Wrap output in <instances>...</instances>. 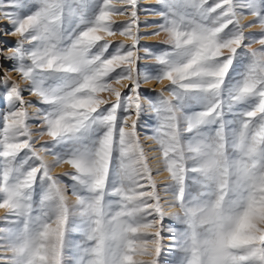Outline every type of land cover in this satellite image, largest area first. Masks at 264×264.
Masks as SVG:
<instances>
[{
	"label": "snow or ice",
	"instance_id": "obj_1",
	"mask_svg": "<svg viewBox=\"0 0 264 264\" xmlns=\"http://www.w3.org/2000/svg\"><path fill=\"white\" fill-rule=\"evenodd\" d=\"M156 2L0 0V264H264V0Z\"/></svg>",
	"mask_w": 264,
	"mask_h": 264
},
{
	"label": "rangeland",
	"instance_id": "obj_2",
	"mask_svg": "<svg viewBox=\"0 0 264 264\" xmlns=\"http://www.w3.org/2000/svg\"><path fill=\"white\" fill-rule=\"evenodd\" d=\"M140 5H141V9L144 8H157V2L156 0H140ZM115 19L117 20V22H125L127 20V17L125 16H117L115 17ZM158 17H154L151 15L146 14L143 10L140 12V21H141V35L142 36H147V34L151 31H153V29L151 28H147L144 26V22L147 21L148 23H152L154 21H157ZM244 23H247V21H243ZM0 30H9L10 31V25L8 24L7 21H1L0 20ZM259 29L258 28H253V29H249L248 33L246 34H258L259 33ZM16 38L12 37L10 35H2L0 34V45H3L4 47H11L12 45H14ZM114 40L116 41H123L125 44H131V41L128 40H124L123 37H115ZM163 41V37H156V36H151L148 37L146 39H142L140 41V45L142 47H149L151 49H158L160 47H163L162 44ZM256 47H259V45H256ZM143 55V53H141ZM143 63L141 64V67H143ZM0 64H3V68L0 69V76H2L4 74V69H11L12 68V61H7V60H3L2 58H0ZM10 80H15L18 83H21V86L23 87V82L20 81V78L18 77V75L15 72H9L8 73ZM163 87L162 85H159L157 83H149L146 85H143L142 87V92L147 95V96H155L159 91L160 88ZM151 89V91H149ZM4 89L2 87H0V112H2L5 108V103L2 99V93H3ZM25 97L27 99H30L33 103H36V98L35 97H30L28 95V93H25ZM30 111H32V109H29ZM35 123V122H33ZM153 123V120L150 116H145L143 118V120L141 121V125L139 128V131L141 133V136L143 137L144 133L148 131V128L146 127V125H151ZM35 131V129H33ZM48 138L45 137L44 140H42L40 143H44ZM146 144V142H144ZM147 145V144H146ZM39 146V145H37ZM71 171V169L67 166L64 165L62 167L56 168L54 171V175L60 174V173H64V172H69ZM166 175V176H165ZM165 178H161V177H156L157 181H164L167 179V173H164ZM4 211L0 210V217L4 216ZM164 233L163 235L166 237V239L163 241L165 245H169L171 243V241L169 239H167L168 236L171 235V233H169L167 231V229L171 226V227H181L180 225L177 224V222L169 217H166L164 220ZM78 238V237H77ZM176 258V252L175 250L166 247L162 253L161 256V261L162 264H173V261Z\"/></svg>",
	"mask_w": 264,
	"mask_h": 264
},
{
	"label": "bare ground",
	"instance_id": "obj_3",
	"mask_svg": "<svg viewBox=\"0 0 264 264\" xmlns=\"http://www.w3.org/2000/svg\"><path fill=\"white\" fill-rule=\"evenodd\" d=\"M1 21H6V20H3V19H0ZM146 142V144L147 145H149V144H151L152 142L151 141H145ZM153 147H155L154 145H153ZM166 176V175H165ZM165 176H164V174L162 175V176H159V177H161V178H165Z\"/></svg>",
	"mask_w": 264,
	"mask_h": 264
}]
</instances>
